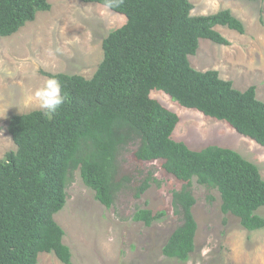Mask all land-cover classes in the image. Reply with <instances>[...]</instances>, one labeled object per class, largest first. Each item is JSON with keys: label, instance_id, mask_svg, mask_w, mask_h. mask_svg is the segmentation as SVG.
Returning <instances> with one entry per match:
<instances>
[{"label": "trees", "instance_id": "1", "mask_svg": "<svg viewBox=\"0 0 264 264\" xmlns=\"http://www.w3.org/2000/svg\"><path fill=\"white\" fill-rule=\"evenodd\" d=\"M110 2V10L126 22L103 39L104 57L92 78L43 73L60 81L65 102L55 114L35 110L9 121L17 150L0 159V264H38L41 253L71 264L55 215L66 206L72 175L79 171L96 200L111 208L122 188L119 156L133 144L138 161H162L164 170L184 183L172 194L181 223L162 248L165 257L188 262L196 249L194 179L218 192L224 215L238 218L248 231L264 229L258 214L264 207L259 167L228 147L192 150L174 140L180 117L150 96L161 91L264 147V102L255 87L238 90L218 71L196 70L189 61L201 39L229 45L216 27L242 34L243 22L229 9L193 15L190 0ZM50 9L48 0H0V36H12ZM155 180L153 175L144 178L136 197ZM166 215L165 210L139 209L133 220L151 226Z\"/></svg>", "mask_w": 264, "mask_h": 264}, {"label": "rangeland", "instance_id": "2", "mask_svg": "<svg viewBox=\"0 0 264 264\" xmlns=\"http://www.w3.org/2000/svg\"><path fill=\"white\" fill-rule=\"evenodd\" d=\"M48 1L49 11L39 13L12 36H0V159L17 150L8 130L11 117L41 110L30 105L28 97L49 78L43 73L92 78L104 57L103 39L126 22L124 16L97 3ZM190 1L193 15L229 9L245 26L242 34L216 27L229 45L201 39L196 54L189 57L191 66L199 71L216 70L241 91L254 86L257 98L264 102V0ZM150 96L180 117L174 140L192 150L208 145L231 148L256 164L264 178V147L224 121L182 107L161 91ZM136 147L131 145L119 156L122 188L111 208L96 200L79 171L72 175L66 206L55 215L72 254L71 264H264V229L248 231L238 218L224 215L218 192L196 179L191 184L196 198V249L188 262L165 257L162 248L181 223L174 213L172 194L184 183L168 174L162 161H138ZM149 175L156 180L137 198L136 188ZM139 209L165 210L167 215L146 226L133 220ZM258 214L264 217V207ZM38 264L64 263L53 253H41Z\"/></svg>", "mask_w": 264, "mask_h": 264}, {"label": "clouds", "instance_id": "3", "mask_svg": "<svg viewBox=\"0 0 264 264\" xmlns=\"http://www.w3.org/2000/svg\"><path fill=\"white\" fill-rule=\"evenodd\" d=\"M105 10L112 7L110 0L103 5ZM66 96L62 94V85L55 77L47 78L44 83L28 97V103L52 115L65 102ZM4 118V117H3Z\"/></svg>", "mask_w": 264, "mask_h": 264}]
</instances>
